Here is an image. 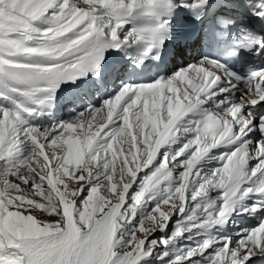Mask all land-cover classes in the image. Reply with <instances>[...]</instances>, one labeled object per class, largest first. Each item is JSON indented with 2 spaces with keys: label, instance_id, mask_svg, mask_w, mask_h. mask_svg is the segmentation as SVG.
<instances>
[{
  "label": "snow or ice",
  "instance_id": "1",
  "mask_svg": "<svg viewBox=\"0 0 264 264\" xmlns=\"http://www.w3.org/2000/svg\"><path fill=\"white\" fill-rule=\"evenodd\" d=\"M208 2L0 0V98L10 100L0 105V264H140L148 257L161 264H264V216L235 237H220L218 243L205 238L172 259L165 260L166 250L157 254L182 231L222 223L249 193L264 194V68L249 66L240 74L201 56L168 77L125 83L99 107L51 127L27 125L25 118L53 100L60 82L102 71L108 48L131 40L143 44L135 62L152 53L161 59L164 41L173 38L165 14L185 7L198 10L199 20ZM240 3L264 21V0ZM230 7L231 0H217L214 35L222 55L254 49L264 56V35L251 26H241L231 45L223 42L235 23ZM49 10L50 26L40 30L37 46H29L38 31L34 22ZM132 14L150 22L121 35L123 18ZM193 110L202 118L190 121L194 135L171 157L175 162L185 156L179 160V182L166 186L162 198L135 220L137 208L171 179L168 154L140 178L130 200L129 189L138 173L153 165L181 117ZM221 144L233 147L218 154L222 163L196 183L195 166ZM249 160L256 161L251 168ZM258 173V182L243 186ZM189 199L198 202L184 217L187 226L150 239L174 213L185 212ZM260 209L264 200L241 211Z\"/></svg>",
  "mask_w": 264,
  "mask_h": 264
},
{
  "label": "bare ground",
  "instance_id": "2",
  "mask_svg": "<svg viewBox=\"0 0 264 264\" xmlns=\"http://www.w3.org/2000/svg\"><path fill=\"white\" fill-rule=\"evenodd\" d=\"M253 2H254V0H253ZM246 7L250 8L248 6H246ZM51 11L52 10H49V13H46L43 17H41L40 19H38L37 21L34 22V27L37 28L38 31L31 34L33 38L27 42L29 46H37L41 42V40L39 38L40 30H43V29H45V28L50 26L49 15H50ZM103 12H104V10H99L98 11V15H101L102 18L105 19L107 16L104 15ZM60 85H61V83H59V85L56 87L54 92L59 89ZM10 96L14 97L16 99H22L21 97L18 96V94H15V93H10ZM75 99H77L79 104H80L79 98L76 97ZM9 103H10V100L5 99V98H0V104L8 106ZM80 105H84V104H80ZM38 110H45L44 105L43 106H38L36 111H38ZM36 111H34V112H36ZM25 118H26V121H27V125H31V126H36L37 125V124L34 123V119H33L34 115L33 114H30V115L29 114H25ZM47 126H49V124L46 123V122H44V123L43 122H39V125H38V127H40V128L47 127ZM175 136H176V129L167 138L166 142H168L169 139L174 138ZM165 143L161 146V148H164ZM222 151H223V149H222ZM217 153H219V152H217ZM214 155H215L214 152L206 153L205 156L197 164H199L201 161L205 160L206 158H209L208 167L207 168L204 167L203 169L204 170H208L209 167H213V166H217L218 167L222 162L215 158L218 155L215 156V157H214ZM210 157H212V158H210ZM177 160H179V158H177ZM155 161L156 160H154L153 164H155ZM176 163H177V161H176ZM148 168L143 169L140 173H142V172L144 173ZM175 168L177 169L178 173L180 171H182V169L178 165ZM259 179H260V174L258 173L256 177H253L252 181H249L247 184H245L243 186H245V187L252 186L253 183L258 182ZM196 182H197V178H196ZM129 191H130V189H129ZM216 195H217L216 192H211L210 193V196H212V197H214ZM261 200H264V194L249 193V195L247 197H245L242 200H239L236 203V205L234 206V211L232 213H230L227 216V218L222 223H217V224H213V225H206L204 227H199V230L201 232H203L202 235H200V236H202L205 239V238H212L214 235H216L215 238L216 239L218 238V240H217V243H218L220 237H223V236H233V237H235L237 233H240L241 229H250L251 227H255L256 226V222L259 221L258 216L259 215H263L264 216V209H260V210H258V212H251V211L243 212L247 216V218H248L247 220L243 219L237 213V211H239V210H241V209H243L245 207H248V205L250 203H252V202H257V201H261ZM231 222H232V226H230ZM235 224H237V226L241 227V229L240 230H234L233 228L236 227ZM238 224H240V225H238ZM168 225H169V223H168ZM239 227H236V229L239 228ZM218 228H220V229H218ZM196 232L198 233V230L194 231V233H196Z\"/></svg>",
  "mask_w": 264,
  "mask_h": 264
},
{
  "label": "rangeland",
  "instance_id": "3",
  "mask_svg": "<svg viewBox=\"0 0 264 264\" xmlns=\"http://www.w3.org/2000/svg\"><path fill=\"white\" fill-rule=\"evenodd\" d=\"M47 127H50V126H47ZM160 158L161 157L158 158L156 164H158V162L160 161ZM173 163H176V161L175 162L172 161L171 163L169 161V167L172 170V177L174 178L173 181L170 182L169 180H166V181H162L161 182V184L159 185V193L152 200H147L146 199L145 204H143V205H141V206H139L137 208V210H136L137 211V215H136V217H134L135 220L139 219V215H140L141 212L149 211L153 207V205L159 199L162 198L161 194L163 193V189L166 186L175 187V185L179 182L178 181L179 173L177 172V169L176 168L172 169V164ZM151 170L152 169L148 168L144 173L143 172L140 173V174L138 173L137 180L132 185V187L130 188V191L128 193L129 200H130L131 194L133 192H135L136 190H138L139 183H140V178L143 177L144 175L148 174ZM196 183H199V182H196ZM189 202H193V203L190 205ZM197 202L198 201L194 202L191 199H189L187 204H186L188 206V209H186L185 212L180 213L178 215L174 213L173 216L169 219V221H168L169 225L167 224V226L164 229V231L163 232H160V231L154 232L152 237H150V239L158 238L159 236L167 237V236L172 234V232L174 231L175 227H177V226L186 227L189 222L187 220H185L184 217H186L188 215V210ZM177 221H180L182 223L180 225H177ZM197 223H199V220L197 221ZM258 223H259V221L256 222V225ZM238 225H240V224H238ZM128 227H130V225H126L124 228H121L118 231H124ZM237 227H239V226H237ZM233 229L234 230H240L241 227H239L237 229H236V227H234ZM195 230H198V233L196 232L197 234L194 233ZM202 233L203 232H201L199 230V228H191L190 230L182 231V233L179 236L173 237V239L169 241V243H168V245L166 247L165 246H161L160 249L157 251V254H159V251H165L166 250V251H168V256L165 258V260L172 259L178 253L182 254V253L186 252L188 247H194L198 243L202 242V239H204L202 236H200V235H202ZM216 240H218V238ZM140 264H161V262L157 261V260H154L152 257H148V258L143 259L140 262ZM183 264H188V261H184Z\"/></svg>",
  "mask_w": 264,
  "mask_h": 264
}]
</instances>
